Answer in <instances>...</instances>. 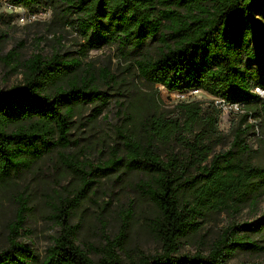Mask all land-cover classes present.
<instances>
[{
	"label": "trees",
	"instance_id": "obj_1",
	"mask_svg": "<svg viewBox=\"0 0 264 264\" xmlns=\"http://www.w3.org/2000/svg\"><path fill=\"white\" fill-rule=\"evenodd\" d=\"M29 12L49 9L64 26L76 28L91 48L113 44L138 48L155 44L154 55L135 59L138 75L168 92L200 88L208 95L238 104L241 112L231 127L229 147L214 153L208 140L217 136L221 109L199 103L179 107L177 115L135 111L123 114L117 129L124 152L112 147L109 157L94 164H75L61 155L79 185L60 196L51 219L58 227L44 256L19 240L27 212L18 194L14 219L8 224L7 246L0 264H231L237 250L264 251L251 234L264 231V215L255 221L231 222L212 240L206 253L180 254L181 239L199 228L198 217L217 206L255 204L262 194L264 168L253 162L255 150L247 142L255 134L264 144V0H7ZM81 60L59 53H32L23 63L22 80L0 88V181L29 169L54 147L69 145L71 118L78 104L108 97L95 83L90 69L79 71ZM104 79L114 77L104 69ZM117 106H121L118 102ZM101 107L97 108L96 115ZM121 111L118 110V114ZM262 118L257 125L249 118ZM181 143L182 156L161 150L156 142ZM136 171V187L156 208L152 230L160 242L153 254L124 263L119 255L124 230L104 234L94 261L76 244L77 227L71 216L100 177L116 171ZM240 264H264V262Z\"/></svg>",
	"mask_w": 264,
	"mask_h": 264
},
{
	"label": "rangeland",
	"instance_id": "obj_2",
	"mask_svg": "<svg viewBox=\"0 0 264 264\" xmlns=\"http://www.w3.org/2000/svg\"><path fill=\"white\" fill-rule=\"evenodd\" d=\"M36 52L46 57L59 53L80 59L79 71L90 69L96 76L95 83L109 98L102 107L99 102L78 104L71 118L69 145L54 147L29 169L6 182L0 181V250L7 246L8 224L14 219L18 194H22L27 212L19 240L29 245L41 260L58 233V227L51 219L53 205L60 196L79 185L62 154L78 165L96 164L109 157L112 147L120 154L124 152L117 129L123 125L125 112L135 111L140 116L159 112L172 117L178 114L179 107L194 103L211 111L215 97L202 92L181 100L160 85L144 82L138 75L135 59L142 54L154 55L153 42L138 48L123 49L116 44L91 48L78 29L61 24L49 9L29 12L0 0V88L18 84L22 80V63ZM104 69L114 80L100 76ZM118 102L121 106H117ZM99 107L100 113L96 115ZM240 112L239 105L235 110L221 111L217 122L219 135L207 142L211 152L206 162L214 153L229 147L231 127ZM249 121L259 125L263 119L249 118ZM258 137L255 127V134H249L247 142L255 150L253 162L264 168V144ZM156 145L162 151L170 150L179 156L185 153L184 145L178 141L156 142ZM140 178L139 172L124 170L100 177L74 209L70 221L77 227L76 244L94 261L99 258L96 250L104 244V234L113 237L122 229L124 238L119 255L124 263L129 258L153 254L160 249V242L151 227L156 208L137 189ZM259 182L263 192L255 204L243 203L234 208L217 206L200 215L199 228L181 239L179 253H206L212 240L229 223L255 221L264 215V178ZM251 237L264 245V231L251 234ZM228 261L231 264L264 262V251L237 250Z\"/></svg>",
	"mask_w": 264,
	"mask_h": 264
},
{
	"label": "built area",
	"instance_id": "obj_3",
	"mask_svg": "<svg viewBox=\"0 0 264 264\" xmlns=\"http://www.w3.org/2000/svg\"><path fill=\"white\" fill-rule=\"evenodd\" d=\"M4 2H7V0H2ZM8 3V2H7ZM9 4V3H8ZM11 5V4H10ZM254 91L260 96H264V89H261L259 87H255ZM204 92L202 89L200 88H191L188 89L186 91H175V92H171V93H175V95L180 98L181 100H186L188 98V96H192L193 94H197V93H202ZM215 105L221 109V111H232L238 108V104H231L228 103L227 101H225L222 98H215Z\"/></svg>",
	"mask_w": 264,
	"mask_h": 264
}]
</instances>
